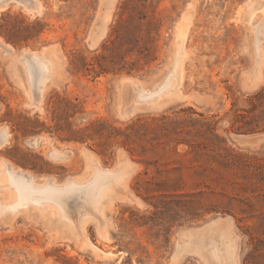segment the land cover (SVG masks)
I'll return each mask as SVG.
<instances>
[{"label":"rangeland","instance_id":"1","mask_svg":"<svg viewBox=\"0 0 264 264\" xmlns=\"http://www.w3.org/2000/svg\"><path fill=\"white\" fill-rule=\"evenodd\" d=\"M25 4L0 0V202L3 162L75 181V211L96 165L123 172L100 203L109 238L85 221L97 249L29 204L0 213V264H264V0ZM32 56L52 64L42 109Z\"/></svg>","mask_w":264,"mask_h":264},{"label":"bare ground","instance_id":"2","mask_svg":"<svg viewBox=\"0 0 264 264\" xmlns=\"http://www.w3.org/2000/svg\"><path fill=\"white\" fill-rule=\"evenodd\" d=\"M23 1L26 3L25 4L26 6L28 2H31V4H33V7L37 4V6L40 8L39 5H41V3L38 5L39 0H23ZM7 4L5 6H7ZM28 9H29L28 11H30L29 7ZM183 45H184V41L181 44L180 52L183 51ZM26 61L25 62L29 64V66H27L28 64H26V66L28 68L29 67L31 68L33 81L35 80L33 82L34 87H32V89L34 88L33 91L35 92L36 98H37V105L36 104L35 105L39 106L40 103H42L41 100H42V95L44 92L42 89V86L40 85L42 83H39V82L45 79V76L51 70L52 64L50 61H48L44 57L37 58V57L32 56ZM173 78L178 80V82H181L183 78V62H182L181 53L178 54L176 64L170 75V79L172 80ZM32 103H30V105H32ZM40 109H42L41 105H40ZM7 131L8 130L6 129L0 130V132L6 133V136L0 135V146L4 145L8 141L9 133ZM14 170L15 169H13L12 165L6 164V162L2 163V171L6 175V178H5L6 182L14 188L15 197H14V201L11 203L10 202L8 203L0 202V213H7V212L10 213L21 206H26L29 204L44 206L47 202H53L54 204L56 203L58 205V213H59L60 219L62 220L63 224L71 228L75 232V234L78 237H80L81 240L79 238L77 239L81 241V244H80L81 247L83 248L91 247L94 250L97 249L96 246L89 240L88 233L85 227V221L88 218H93L98 224L99 233L103 237L109 238L110 232H109L107 217L100 210V203L104 199V195L106 191L114 187L117 184V182L120 181V179L122 178L123 171L119 170L118 172H115V171L111 172L109 170H102L99 165H96L94 169L95 174H94V178L92 182H90V184L88 185H85L83 188L82 186L79 188L82 191L80 192V194L81 193L84 194V195L83 194L80 195V197L81 196L84 197L83 198L84 200H83V205L80 206L81 209L79 211L76 210L77 211L76 212L75 209L71 210L70 202L72 201L73 197H71V201L69 202L70 196H72V194L75 192L74 189H76L75 181L65 184L63 187L56 186L54 183L37 186L35 184L34 179L31 177H28L29 174L26 173L28 175L27 176L25 175V173H22L20 171H14ZM77 194L78 195H76V200H77V196H79V193ZM76 205H79V204L77 203ZM73 210L75 211V214L73 213Z\"/></svg>","mask_w":264,"mask_h":264},{"label":"snow or ice","instance_id":"3","mask_svg":"<svg viewBox=\"0 0 264 264\" xmlns=\"http://www.w3.org/2000/svg\"><path fill=\"white\" fill-rule=\"evenodd\" d=\"M0 135H4V136H6V133H4V132H0Z\"/></svg>","mask_w":264,"mask_h":264}]
</instances>
